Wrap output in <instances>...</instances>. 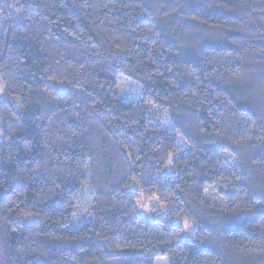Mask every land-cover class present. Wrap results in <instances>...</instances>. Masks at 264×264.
<instances>
[{"label":"trees","instance_id":"1","mask_svg":"<svg viewBox=\"0 0 264 264\" xmlns=\"http://www.w3.org/2000/svg\"><path fill=\"white\" fill-rule=\"evenodd\" d=\"M0 82V264H264V0H0Z\"/></svg>","mask_w":264,"mask_h":264},{"label":"rangeland","instance_id":"2","mask_svg":"<svg viewBox=\"0 0 264 264\" xmlns=\"http://www.w3.org/2000/svg\"><path fill=\"white\" fill-rule=\"evenodd\" d=\"M8 9L11 12L12 11H16V8H15L13 3L8 5ZM51 86L54 87L58 91H67L66 85L62 84V83H60V84L51 83ZM3 95H4L3 86H2V83L0 82V99L3 97ZM153 112H154V109H151L150 114H153ZM154 115H156V117L161 118L163 128L167 129L168 121L166 120V116H163V114L157 113V112ZM184 151H185L184 148L180 149V152L182 154H184ZM223 162H224V167H225V169L227 171H231L236 165L235 161H233L232 159L226 158V157H223ZM171 172H172L171 168H167L165 170L166 174H169ZM205 195L207 196V201L209 203H212L214 205L222 206L223 201H221L217 196H214L212 191H211V189L210 190H206L205 191ZM155 204H156V200L154 202H151V203H149V202L142 203V207H140V209H139L141 211V214L142 215H144V214L147 215L148 212H150L149 206L155 205ZM158 209L160 211H162V212H166V209H164V207L162 205H159ZM75 213L76 214L73 217V222H74V224L77 225V221L78 222L83 221L86 216H85L84 213H81L80 211H77ZM25 223L29 224V221H26ZM194 228H195V225H194V223L192 221H190V220L189 221H187V220L183 221V231H184V233H183L182 237L184 239H190V237H192V233H193ZM155 264H167V259L166 258H158L157 261L155 262Z\"/></svg>","mask_w":264,"mask_h":264}]
</instances>
